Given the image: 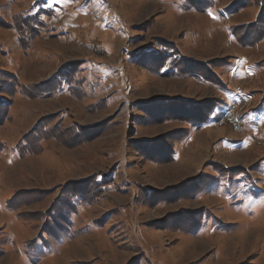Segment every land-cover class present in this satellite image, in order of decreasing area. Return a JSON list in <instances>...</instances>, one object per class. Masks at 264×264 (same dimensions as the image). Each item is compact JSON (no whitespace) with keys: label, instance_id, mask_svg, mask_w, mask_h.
<instances>
[{"label":"rangeland","instance_id":"obj_1","mask_svg":"<svg viewBox=\"0 0 264 264\" xmlns=\"http://www.w3.org/2000/svg\"><path fill=\"white\" fill-rule=\"evenodd\" d=\"M215 4L0 0V264H264V0Z\"/></svg>","mask_w":264,"mask_h":264},{"label":"trees","instance_id":"obj_2","mask_svg":"<svg viewBox=\"0 0 264 264\" xmlns=\"http://www.w3.org/2000/svg\"><path fill=\"white\" fill-rule=\"evenodd\" d=\"M186 2H187V4L189 5V8L190 9H192V8H195L198 12H200V13H205V12H207V10L208 9H210V8H213L216 4H215V0H186ZM264 11L263 10H261V21H262V19H264L263 18V15H264V13H263ZM23 24H27L28 26H30V28H31V26L34 28V30H36V28H37V26L36 27H34L35 25H34V23H33V25L31 24V22L29 23L27 20H25V22L23 23ZM18 28H19V30L20 31H22V29L20 28V26H17ZM27 30V29H26ZM234 35H235V33H234ZM235 38H237V41L240 43V44H242V45H244V46H251V44H252V41L251 42H247L246 41V36L245 37H243L242 39H240V38H238V37H235ZM26 47V46H25ZM24 48V47H23ZM187 68H189V66H187ZM190 70H192V68L190 67L189 68ZM188 71V70H187ZM61 73H62V70L60 71V73H58V77L60 78H62V80H63V76H61ZM8 77H12V75H7ZM58 78V79H59ZM57 84V83H56ZM60 84H62V82H60ZM60 84H58L57 86H56V88L57 87H59V86H61ZM55 91H57L56 89H55ZM49 92V93H48ZM48 92H45L48 96H50V95H52L50 92L51 91H48ZM30 97H31V99H35V98H37L38 96L37 95H31L30 94ZM198 119H201V118H198ZM197 122V121H196ZM195 122V123H196ZM199 124V123H198ZM196 126L198 127V125L196 124ZM56 128H54L52 131H50V135H53V136H56V135H54L55 133H53L54 132V130H55ZM38 130V129H37ZM36 130V128L34 129V131H33V133L32 134H30V135H26L25 136V138L21 141V142H19L18 144H17V149H19L20 150V153H21V155H25L26 154V152H30L29 150V148H33V147H35V145H36V143L39 145V143L44 139V137H42V136H40V132H41V130H42V128L40 129V131H37ZM33 135H35V137H33V138H31V136H33ZM50 135H48L47 137H45V138H48ZM53 136H51V137H53ZM49 139V138H48ZM5 148H6V146H5V144H2V143H0V150H5ZM15 202H17V200H16V197H14V198H12V200H10V201H8L7 202V206H8V210L10 211V212H12V211H17L18 210V208L20 207L18 204H16Z\"/></svg>","mask_w":264,"mask_h":264},{"label":"built area","instance_id":"obj_3","mask_svg":"<svg viewBox=\"0 0 264 264\" xmlns=\"http://www.w3.org/2000/svg\"><path fill=\"white\" fill-rule=\"evenodd\" d=\"M245 101H241L240 104H235L231 107V109L226 113L225 116V122L229 123L236 131H239L241 128L240 121L238 120V112L242 111L244 109ZM240 105V106H239ZM243 107V109H241ZM257 130H261L260 127L256 126ZM262 144H264V138L260 141Z\"/></svg>","mask_w":264,"mask_h":264}]
</instances>
